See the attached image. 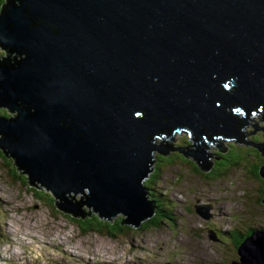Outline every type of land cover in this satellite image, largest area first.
Segmentation results:
<instances>
[{
  "label": "water",
  "instance_id": "water-1",
  "mask_svg": "<svg viewBox=\"0 0 264 264\" xmlns=\"http://www.w3.org/2000/svg\"><path fill=\"white\" fill-rule=\"evenodd\" d=\"M0 48V107L16 112L0 115V149L63 212L139 226L155 207L141 179L179 131L203 171L209 140L264 152L245 139L264 130L248 123L264 122V0H5ZM237 254L264 264V229Z\"/></svg>",
  "mask_w": 264,
  "mask_h": 264
},
{
  "label": "rangeland",
  "instance_id": "rangeland-1",
  "mask_svg": "<svg viewBox=\"0 0 264 264\" xmlns=\"http://www.w3.org/2000/svg\"><path fill=\"white\" fill-rule=\"evenodd\" d=\"M0 49L4 52L0 55L4 56L6 52ZM15 114V111L8 110L5 114L0 113L9 117ZM250 117L252 120L248 123L257 121V125L264 128V122L258 120L261 116ZM250 124L244 131L253 130ZM261 131L255 130L245 139L252 142L254 135L264 134ZM189 138L186 131L174 133L168 140L173 145L172 150H167L165 155L179 147H193L192 141L184 142ZM221 140L225 151L227 147L234 150V144L229 145L234 139ZM160 142L164 144L156 136L155 143ZM217 150L211 144L207 152ZM158 155L165 156L154 152L153 169L141 179V183L145 179L153 181L154 196L160 194L166 198L173 219L164 221L159 228L155 227L157 224L143 229L134 227L115 237L95 231L82 232L68 221L65 214L76 218L84 216L63 212L48 203V199L39 197L32 188L36 186V189L47 192L46 189L38 183L30 185L28 175L20 173L23 169H17L10 155L8 159L0 156V264H230L237 258L230 240L233 233L250 226L254 229L264 226V212L257 201L260 182L247 173L256 162V156L250 154L242 163L210 178L203 170H194L193 165L180 159L159 164ZM186 156L193 160L190 155ZM208 160L212 162V168L215 159L208 157ZM86 190L83 189L85 194ZM69 194L73 196L74 192ZM80 196L78 192L74 198L78 200ZM81 208L86 213L93 211L86 204ZM93 213L97 214L93 211L91 215ZM118 217L120 222L125 218L122 213H117L111 220L102 219L113 221ZM146 220L152 219L147 218L144 222ZM213 231L218 235L217 240L211 237Z\"/></svg>",
  "mask_w": 264,
  "mask_h": 264
},
{
  "label": "trees",
  "instance_id": "trees-1",
  "mask_svg": "<svg viewBox=\"0 0 264 264\" xmlns=\"http://www.w3.org/2000/svg\"><path fill=\"white\" fill-rule=\"evenodd\" d=\"M5 2V0H0V11L2 8L3 3ZM5 51V50H4ZM1 53L2 50L0 49ZM6 113V108L2 107L0 108V113ZM255 114V113H254ZM254 116H262V113L258 111L257 114H255ZM249 121H251V117H249ZM263 133V132H262ZM257 139H261L262 141L264 140V134L261 136L258 135H254V139L252 140V142H254L255 144L258 142ZM169 140V138H168ZM229 140V139H227ZM251 140V139H249ZM188 141H192L191 139H188L187 141H184L185 143H188ZM231 141V140H230ZM237 142H235L233 140V142L229 143V145H233L234 144V150L232 149H228L227 147V151H220L219 149L217 151H214V153L212 154V157L215 159L213 167L210 168L208 171H205L204 173H206L208 175V177H212L215 175H220L222 172V170L224 172H227L229 169H231L233 166L242 163L244 158L248 157L250 154H254L256 156V162L252 163L249 172L247 171L248 174L253 175L256 179L259 180L260 182V186L257 189V192H259L260 194L257 196V201L260 202V207L263 209L264 212V177L262 176L261 173V169L262 166H264V152L259 149L258 146L256 145H243V144H236ZM211 144H214L212 141H207V149L209 148V146ZM249 148H248V147ZM250 149V150H249ZM165 155V154H163ZM0 156H4V158H7V155H4L3 152L0 149ZM8 159V158H7ZM175 159H180L183 161H186L187 164H189L190 166H192L191 164V159L187 158L181 151L176 150L172 153H170L169 155H158L157 156V162L159 164H161L162 161L165 162H169L172 163L175 161ZM194 161V160H193ZM198 164L196 163V161H194L193 164V169L197 170ZM18 175V174H17ZM16 176V175H15ZM144 186L147 187V191L146 194L148 196L149 199H153L152 202L154 204V212L152 214V216L150 217L151 221H143V223L138 226V228L143 229V228H147L150 227L151 225H156V228H159L160 224L162 225L167 221H171L173 218L171 217V208L168 205V202H166V198L163 196H161L160 194H158L157 196H154L153 194V189H152V180H148L146 181V179L143 181ZM30 186V185H29ZM37 187L35 186L34 188H32V190L39 194V197L43 198V199H48L47 202L50 204H54L55 205V198L52 195V193L48 190H46L47 192L41 191L36 189ZM40 191V192H38ZM246 196V195H245ZM56 208L61 210L57 205ZM66 218L68 219V221L75 225L76 227L80 228L82 232H90V231H95L97 233L100 234H104L110 237H115L117 236L119 233H126L130 230L135 229L134 226L131 227L127 226L125 224H123L122 222H120V217L115 218L113 221H105L103 220L98 214L93 213L92 215H86L84 217H71L68 214H65ZM156 220V222H155ZM148 223V224H147ZM130 225V224H129ZM251 229L254 228H248L245 229L243 232L244 234H249L251 232ZM236 233H239L236 231ZM240 235L239 238H235V247L238 246V244L240 243V241L243 239V235ZM237 252V249H235ZM236 260H238V254H237V258ZM231 264V263H230Z\"/></svg>",
  "mask_w": 264,
  "mask_h": 264
},
{
  "label": "clouds",
  "instance_id": "clouds-1",
  "mask_svg": "<svg viewBox=\"0 0 264 264\" xmlns=\"http://www.w3.org/2000/svg\"><path fill=\"white\" fill-rule=\"evenodd\" d=\"M255 114H257V113H255ZM251 116H253V115H251ZM246 126H247V124L245 125V127H244V129L246 128ZM187 132V134H188V136L190 137V135H189V132L188 131H186ZM221 139L223 138V137H220ZM223 139H225V140H227L226 138H223ZM234 141H235V139H234ZM187 157V156H186ZM11 158H12V156H11ZM13 159V158H12ZM14 160V159H13ZM194 160V159H193ZM16 165V164H15ZM205 172V171H204ZM69 215V214H68ZM152 216V215H151ZM150 216V217H151ZM72 217V216H71ZM149 217V218H150ZM144 221V220H143ZM143 221L140 223V225L143 223ZM131 225V224H130ZM139 225V226H140ZM133 226V225H132ZM134 227H138V226H134ZM251 227V226H250ZM249 227V228H250ZM257 227H260V228H263L264 229V226H257ZM252 228V227H251ZM239 231H241V230H237V232H239ZM213 234H214V237H212L213 239H215V240H217L218 239V235H217V233L215 232V231H213ZM212 235V234H211ZM240 235H242V234H239V233H236V232H234L233 233V236H231V242H233V245H234V247H235V238L237 237V238H239L240 237ZM248 234H244L243 235V237L242 238H244L245 236H247ZM242 241V240H241ZM240 241V242H241ZM239 245V244H238ZM235 249H237V247H235ZM236 259H234V260H232V261H235ZM231 261V262H232Z\"/></svg>",
  "mask_w": 264,
  "mask_h": 264
},
{
  "label": "bare ground",
  "instance_id": "bare-ground-1",
  "mask_svg": "<svg viewBox=\"0 0 264 264\" xmlns=\"http://www.w3.org/2000/svg\"><path fill=\"white\" fill-rule=\"evenodd\" d=\"M143 185H144V184H143ZM145 188H146V190H147V187H145ZM77 194H78V192H76V195H77ZM84 194H85V193H84ZM20 240L24 241V238H23V239L21 238ZM20 243H21V242H20ZM22 245H23V243H22ZM64 245H65V244H64ZM13 253H14V254H17L16 251H14Z\"/></svg>",
  "mask_w": 264,
  "mask_h": 264
},
{
  "label": "flooded vegetation",
  "instance_id": "flooded-vegetation-1",
  "mask_svg": "<svg viewBox=\"0 0 264 264\" xmlns=\"http://www.w3.org/2000/svg\"><path fill=\"white\" fill-rule=\"evenodd\" d=\"M264 130H262L261 132H263ZM191 161V164L193 165L194 164V161L193 160H190ZM239 234H244L243 231H239ZM237 238V237H236Z\"/></svg>",
  "mask_w": 264,
  "mask_h": 264
}]
</instances>
